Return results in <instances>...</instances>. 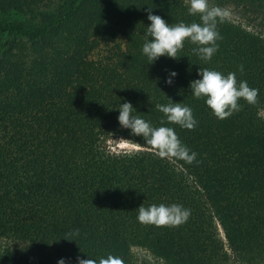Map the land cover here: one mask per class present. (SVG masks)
<instances>
[{
  "label": "trees",
  "instance_id": "1",
  "mask_svg": "<svg viewBox=\"0 0 264 264\" xmlns=\"http://www.w3.org/2000/svg\"><path fill=\"white\" fill-rule=\"evenodd\" d=\"M231 1L264 12V0ZM149 7L170 24L199 22L187 0H0V240L15 242L0 264H135L133 247L160 264H264V38L225 19L211 61L186 40L178 59L149 64ZM199 68L235 72L257 102L216 118L190 93ZM168 98L192 108L194 130L164 126L199 163L162 159L119 125L127 101L161 126L155 105ZM110 137L139 148L111 152ZM161 203L191 215L174 228L137 221L141 204Z\"/></svg>",
  "mask_w": 264,
  "mask_h": 264
},
{
  "label": "clouds",
  "instance_id": "2",
  "mask_svg": "<svg viewBox=\"0 0 264 264\" xmlns=\"http://www.w3.org/2000/svg\"><path fill=\"white\" fill-rule=\"evenodd\" d=\"M190 15H198L199 22L170 24L158 15L152 13L149 7L145 9L150 24L144 32L143 54L148 63H153L161 56H167L173 60L178 59V51L183 49L187 40L195 45L192 48L194 55L204 62L211 61L213 55L218 51V40L222 39L218 31V23H222L229 13L219 6L210 5L209 0H187ZM238 70L243 74V65ZM177 74L170 72L165 83L171 85L173 77ZM197 75L199 79L190 81V93L196 99H204L206 106L218 119H226L241 110L239 101L243 99L248 104H255L259 90L250 88L247 81H238L235 72L227 75L208 68H199ZM167 104H156L155 108L163 114L164 119L160 125L154 127L139 115H133L135 111L130 102L125 101L119 105L117 120L122 128L129 129L133 136H139L144 144L150 146L155 154L162 158H173L183 160L187 164L196 160L197 153L191 151L182 144L174 128L164 126L167 121L181 128L194 130L198 121L193 116L192 108L174 103L170 98ZM129 142H133L128 140ZM191 210L181 204L173 203L165 205L152 204L145 207L141 204L137 208V221L143 225L155 227H179L187 222ZM79 230L69 235H78ZM66 239V238H64ZM70 240V239H67ZM72 241V240H71ZM77 264H124V261L111 254L106 258L92 259L76 257ZM57 264H65L61 258Z\"/></svg>",
  "mask_w": 264,
  "mask_h": 264
},
{
  "label": "rangeland",
  "instance_id": "3",
  "mask_svg": "<svg viewBox=\"0 0 264 264\" xmlns=\"http://www.w3.org/2000/svg\"><path fill=\"white\" fill-rule=\"evenodd\" d=\"M51 1V0H50ZM185 1V0H184ZM210 5L219 6L225 9L229 15L226 19L233 23H237L247 31L259 34L264 38V12L262 9L255 7V5L247 3H235L234 1H209ZM264 119V111L259 112ZM106 148L111 152H119L124 150H132L139 148L134 143L129 142L123 138L110 137L105 141ZM15 242L11 240H0V251L4 249H13ZM133 260L135 264H160L158 260L152 257L147 251L133 247ZM228 264H234L231 260Z\"/></svg>",
  "mask_w": 264,
  "mask_h": 264
}]
</instances>
